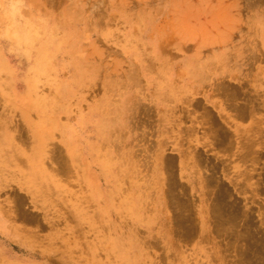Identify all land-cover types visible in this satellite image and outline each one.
I'll return each instance as SVG.
<instances>
[{
	"label": "rangeland",
	"instance_id": "374dc122",
	"mask_svg": "<svg viewBox=\"0 0 264 264\" xmlns=\"http://www.w3.org/2000/svg\"><path fill=\"white\" fill-rule=\"evenodd\" d=\"M0 224L16 264H264V0H0Z\"/></svg>",
	"mask_w": 264,
	"mask_h": 264
},
{
	"label": "bare ground",
	"instance_id": "6f19581e",
	"mask_svg": "<svg viewBox=\"0 0 264 264\" xmlns=\"http://www.w3.org/2000/svg\"><path fill=\"white\" fill-rule=\"evenodd\" d=\"M39 37L41 36H38L37 37V40L39 39ZM21 36H18V39L20 40ZM22 41V40H20ZM54 40H52V38H50L49 41L42 39L40 38V42L38 45H35L34 44V47L36 48V52L34 53V57L36 58V64L40 67L46 65V66H51L52 63H54L56 57L59 55L61 56L62 54H67V53H70L72 51V46H68L66 44H63V42H60V44L56 45V46H50V43H52ZM59 41V40H58ZM64 41V40H63ZM43 42L47 43L46 46L43 45ZM39 46V47H38ZM199 47V44L196 45V48ZM60 52H62V54H59ZM67 52V53H66ZM255 58V57H254ZM257 58V57H256ZM39 67V68H40ZM183 71V70H182ZM193 74L194 73H197V76L199 77V69L195 66L194 70L192 71ZM184 73V71H183ZM197 78V77H196ZM244 83V82H243ZM246 86V85H245ZM28 85L22 90V93L19 95V98L22 100V102H20L19 100H14V103H16L17 105L19 106H22V108L25 110L27 109L30 105H34V106H38L37 108V112H38V116H39V128H38V137H42L41 134L42 133H45V132H48V130L54 125L51 124L52 121H54V119L50 116V115H47L49 114L50 110L52 109V106H53V102H55L56 100H54L53 98H48V99H44V98H36L34 97L33 95H31L29 92H28ZM69 91V90H68ZM67 91V92H68ZM239 91V90H238ZM249 91V90H248ZM66 92V93H67ZM234 92V91H233ZM242 92V91H241ZM237 93V91H236ZM239 93V92H238ZM231 94L232 91H231ZM234 95H236L234 93ZM28 97H32V102L30 103H27L26 100ZM248 97V96H246ZM235 98V97H234ZM248 99V98H247ZM250 104V103H249ZM241 107V106H240ZM46 111L47 114L44 113V110ZM105 105H93L92 107V110L91 112H97L98 115L100 116V120L98 122H96L94 124V127L96 128V132H95V138L96 140L95 141H90V140H87L86 141V146L88 147V149H90L91 152H95L97 150V147H98V140H100L101 142L104 140L103 135L105 136V134L107 132L106 129L108 127H110V124L108 125L109 121L106 120V110L107 108H105ZM239 108V107H238ZM244 110H245V106L243 107ZM251 109V107H250ZM239 111V110H238ZM251 111V110H250ZM247 112V111H246ZM249 112V111H248ZM240 113H241V110H240ZM245 113V111L243 112ZM139 114V113H138ZM220 127V126H219ZM49 133V132H48ZM41 139V138H40ZM100 142V143H101ZM79 144V142H77ZM66 145V153L68 156H70V158H78L79 159V164L81 165V170H82V173L84 175V178H90V179H97V176L99 175L100 177L103 176L104 178L107 179L108 177V160L103 158V159H100V162L98 161V159L95 158V155L93 154H90L86 151H84L83 149L81 148H78L76 147L75 144H71L70 142H66L65 143ZM101 152V151H100ZM178 152V151H177ZM62 158V157H61ZM66 159V158H65ZM64 159V160H65ZM84 161H88L90 163H96L97 166H98V172H97V176H96V173L93 171V170H88L89 168V165L87 167L84 166ZM60 162V161H59ZM68 162V161H67ZM61 163V162H60ZM63 165V164H62ZM66 165V164H65ZM58 167V166H57ZM63 167V166H62ZM68 167V166H67ZM46 168V167H45ZM163 168V167H162ZM54 169H56L54 167ZM63 169V168H62ZM61 169V170H62ZM57 170V169H56ZM60 171V170H59ZM37 173V171H35V173L33 175H35ZM109 180H112V175L109 174V177L107 179V181ZM84 181L89 184V186L92 187L89 179L86 180L84 179ZM67 183V182H66ZM68 186V185H67ZM96 189L99 191V194H100V189H99V185L97 184L96 186ZM221 214V213H220ZM219 214V215H220ZM233 215V214H232ZM232 217V216H230ZM234 217V216H233ZM237 217V216H236ZM235 217V218H236ZM229 218V217H228ZM234 219V218H233ZM235 221V220H234ZM229 222V221H228ZM230 224V223H229ZM2 224H0V228L3 227V225L1 226ZM26 231V230H25ZM257 240V239H256ZM254 242V240H253ZM256 242V241H255ZM254 242V243H255ZM257 243V242H256ZM258 252V251H257ZM262 252V251H261ZM259 256V254H258ZM261 256V254H260ZM0 264H4L2 262H0ZM9 264H16V263H11L9 262Z\"/></svg>",
	"mask_w": 264,
	"mask_h": 264
},
{
	"label": "crops",
	"instance_id": "0c3cea01",
	"mask_svg": "<svg viewBox=\"0 0 264 264\" xmlns=\"http://www.w3.org/2000/svg\"><path fill=\"white\" fill-rule=\"evenodd\" d=\"M0 262H2L4 264H9V260H5V259H0Z\"/></svg>",
	"mask_w": 264,
	"mask_h": 264
}]
</instances>
